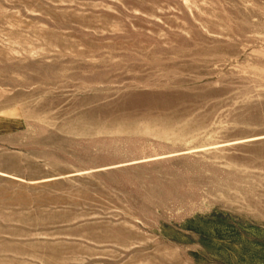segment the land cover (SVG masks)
Masks as SVG:
<instances>
[{
    "label": "rangeland",
    "instance_id": "1",
    "mask_svg": "<svg viewBox=\"0 0 264 264\" xmlns=\"http://www.w3.org/2000/svg\"><path fill=\"white\" fill-rule=\"evenodd\" d=\"M0 264H264V0H0Z\"/></svg>",
    "mask_w": 264,
    "mask_h": 264
}]
</instances>
